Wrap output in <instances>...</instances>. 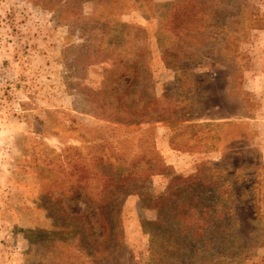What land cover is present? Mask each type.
<instances>
[{"label": "rangeland", "instance_id": "obj_1", "mask_svg": "<svg viewBox=\"0 0 264 264\" xmlns=\"http://www.w3.org/2000/svg\"><path fill=\"white\" fill-rule=\"evenodd\" d=\"M173 1L152 0L153 11H128L115 20L132 26L125 31L131 37L118 41L130 61L141 64V50L150 51V90L167 120L126 126L106 118L91 95L102 90L112 66L95 53L110 38L103 31L82 34L90 28L85 18L100 15L99 2L74 3L82 13L76 24L47 10L43 0H0V264H92L88 251L102 247L95 246L88 224L70 219L55 203L58 155L115 163L120 154L129 160L152 154V144L166 174L223 170L217 182L229 179L223 191L238 200L234 237L218 246L216 260L201 254L196 264H264V0L219 1L212 19L222 27L219 36L201 49L191 45L194 60L168 66L156 36L160 15ZM138 27L148 34L146 42ZM170 179L156 175L150 185L162 193ZM68 211L86 214L88 202H74ZM159 217L143 209L139 195L126 196L125 246L111 264H149L143 223ZM104 259L99 256L100 264Z\"/></svg>", "mask_w": 264, "mask_h": 264}, {"label": "trees", "instance_id": "obj_2", "mask_svg": "<svg viewBox=\"0 0 264 264\" xmlns=\"http://www.w3.org/2000/svg\"><path fill=\"white\" fill-rule=\"evenodd\" d=\"M78 1L86 0H43V3L47 10L56 11L60 18L81 24L82 13L74 5ZM96 1L101 13L97 17L85 18L90 28L82 34L103 31L102 37L110 38L112 43L107 40L105 44H99L95 53L102 54L112 66L106 71L102 90L91 93L93 100L100 105L101 112H108L106 118L122 125L140 126L167 121L163 117L165 109L150 90L154 83L149 67L150 51L141 50L140 56H146L143 63L130 61L125 45L118 41L125 39V31H130L132 26L115 22L128 11H140L146 7L153 11L152 0ZM219 1L222 0H174L160 15L156 38L168 66H173L171 61L194 60V55L188 52L191 45L201 49L210 37L219 36L222 27L219 21H212L219 13ZM97 24H101L99 28H96ZM137 29L141 34L139 39L146 42L148 34L145 29ZM152 146V154H137L131 160L128 155L120 154L115 163L110 159L105 162L98 156H93L90 163L85 158L77 163L67 154L58 155L59 161L63 157L60 161L62 177L54 181L60 185L53 192L58 195L55 203L70 219L88 224L95 246L102 247L100 253L97 248L88 251L92 264H100L99 256L103 255L106 258L104 264L113 263L116 252L125 246L122 206L124 198L131 194L140 196L145 211L156 210L160 214L157 221L143 223L144 233L149 235V264H196L201 254L213 262L217 258L215 255H220L218 246L233 236L231 228L238 200L223 191L227 186L231 187L229 179L218 183L215 177L225 171L213 169L210 174L208 170H200L190 176L166 174L168 167L154 144ZM80 155L82 157V153ZM156 175L171 178L162 193L150 185ZM63 200L67 205H63ZM79 201L88 202V212L71 214L68 208ZM54 242L64 244L61 239Z\"/></svg>", "mask_w": 264, "mask_h": 264}]
</instances>
